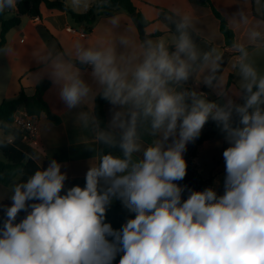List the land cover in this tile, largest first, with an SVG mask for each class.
I'll return each mask as SVG.
<instances>
[{"label": "clouds", "instance_id": "obj_1", "mask_svg": "<svg viewBox=\"0 0 264 264\" xmlns=\"http://www.w3.org/2000/svg\"><path fill=\"white\" fill-rule=\"evenodd\" d=\"M19 3L0 0V17ZM63 3L66 13L112 14L63 45L35 40L37 70L10 72L31 91L50 80L66 109L77 110V142L93 155L84 186L67 187V165L35 139L51 123L41 132L23 110L0 119V148L28 131L34 146L24 163L37 165L26 178L23 166L0 172L8 179L0 201H11L0 203V264H114L118 255L119 264H264V0L217 9L231 43L202 25L190 0L150 6L139 18L112 0ZM19 54L6 34L0 57ZM97 98L110 105L107 122ZM209 121L228 145L222 194L179 183L187 146ZM114 200L134 213L118 230L106 222Z\"/></svg>", "mask_w": 264, "mask_h": 264}, {"label": "crops", "instance_id": "obj_2", "mask_svg": "<svg viewBox=\"0 0 264 264\" xmlns=\"http://www.w3.org/2000/svg\"><path fill=\"white\" fill-rule=\"evenodd\" d=\"M209 1L213 6L214 3L211 0ZM132 2L136 8V11L139 13L142 12V9L140 8L141 6L162 7V6L167 5L162 2L157 3L154 0H138L139 5L135 3V0H132ZM190 2L198 6V11L201 16L202 25L207 27L210 30L212 29V27H214L215 30L216 28H218L217 30L219 31V22L212 15V13L209 10V7L207 5L201 4L199 0H190ZM44 10L45 11L49 10V11L44 14ZM11 14L13 17L16 14V12H13ZM40 14H41V18H35V19H32L28 16H22L20 24L12 28L14 29V31L12 32L9 31L7 33L8 38H11V36H15L19 50H20L19 58L25 59V62H26L25 66L28 67L29 71L37 70V65L32 61L31 56H30V52L32 50V44L35 40H42L43 42L48 43L46 42V35H45L46 31H48L58 41L59 45H63L66 41L71 40L75 38V36H77L69 32V29H73L77 33H80V32L91 33L93 30V27H99L104 22V17H105V15H101L100 17H98L96 21L94 22V24L89 29V26L85 22H75L66 13L55 10V9H48L44 4L40 5ZM26 17L29 18L30 28L26 29V31L23 32L21 30V25H22L24 18ZM61 17L66 18L65 28L61 29L58 26L54 27V23L57 22L56 19L61 18ZM70 22L78 24L79 30L73 28L70 25ZM11 68H12V62L7 57H0V83L6 88H9V87H12L13 83L15 82L17 83L19 87V91L20 89H23L27 96L33 95L36 85L34 86L32 91L28 89L26 82L22 83L19 79L15 77L14 73L12 74L10 72ZM44 80H48V79L45 78ZM48 81L50 82V86L44 92L42 98L48 105L51 113L56 115L60 119V123L57 125V124L51 123L48 120L51 123L52 128L47 134L39 136V146L47 152L49 157L55 158L58 162H61L67 165L66 168L62 169V171H66L68 174V180L66 181L67 187H71L77 184L83 187L85 184L84 176L88 168V162L90 158L92 157L93 153L89 151L84 146L83 143L77 142L78 137L80 136V130L75 125V113L77 110L73 109L71 111H68L65 105L62 103V101L59 100L58 93L56 89L54 88V86L52 85L51 81L50 80ZM202 87H205V86L201 84L199 86V90H201ZM207 90H208L207 93L209 94V91L211 89L207 88ZM19 91L17 93V96L19 94ZM4 93L5 94H4L3 100L11 99L12 94H7V92H4ZM3 100H1V102ZM45 119L47 118L44 115H40L38 118H36L38 124L40 120L44 124ZM211 139L212 138L204 141L199 146V148L201 147L203 148L204 146H207L210 143ZM22 144H24V146L19 149L23 153L30 151L33 147L25 143H22ZM198 152L199 151L196 152V155L194 156L193 159L197 158ZM42 163L44 167H47L48 160L45 159L44 161H42ZM218 173H220L219 175L224 179L225 167L223 168L221 172L219 170L218 172H216L215 175H213L210 187H214L213 183L215 182L216 177H217L216 175ZM5 188H6V185L0 184V195L4 193ZM217 191L221 194L223 192L222 190H219V189H217ZM0 203L10 205L11 201L5 199L3 201H0ZM114 203H115L116 210H117V212H114V217L117 221L118 226H113V227L115 229H120L122 225L127 221V217H125L127 213L123 214V205L121 204L119 200H114ZM23 216H24V213L23 212L20 213V218H22ZM2 217H3V210L0 209V220H2ZM116 261H119V258H116Z\"/></svg>", "mask_w": 264, "mask_h": 264}, {"label": "trees", "instance_id": "obj_3", "mask_svg": "<svg viewBox=\"0 0 264 264\" xmlns=\"http://www.w3.org/2000/svg\"><path fill=\"white\" fill-rule=\"evenodd\" d=\"M201 4L207 5L209 7L212 15L219 22V32L223 33V39L226 43H231L232 33L230 31L225 30V25L223 20H221L220 12H218L210 3L209 0H199ZM113 4H120L122 8L130 15L134 12L137 13V17H140V13L136 11V8L132 2V0H112ZM44 4L48 9H55L61 12H64V3L63 0H20L18 5V11L16 14L9 18L5 19L4 17H0V45L4 43L6 38V34L14 27L18 26L21 22L22 16H28L32 19L41 18L40 14V5ZM66 13V12H64ZM70 18L75 22H85L89 29L94 24L96 19L101 15H110L111 11L100 12L99 14L95 13V10H90L86 14H77V13H66ZM46 42L48 43H58V41L48 32L46 31ZM159 35V33H157ZM233 77L229 76V84L232 83ZM50 82L48 80H42L35 86L34 93L31 96H27L23 89H20L19 94L16 98L3 100L0 103V119H8L11 114L16 112L17 109L23 107L29 116L38 118L40 115H44L47 120H49L53 124H59L60 119L51 113L48 105L43 100L42 96L44 92L49 88ZM202 91L208 92L206 87L201 88ZM96 113L102 122H107L109 118V108L110 105L104 101L103 99L97 98L96 101ZM206 127L212 128L215 126V123L209 121ZM213 129H207L196 141L189 145V148L185 154H188L186 158L194 157L196 155L197 147H199L204 141L213 137ZM21 139H18L16 143H21ZM0 153H2V158H0V172L5 171L6 169L15 167V166H23L26 176L31 175L37 169V165L35 162L29 160L24 163V153L15 145H10L5 148H0ZM211 180L207 181L202 180L199 176H191L187 173L184 180L180 181L181 185H187L188 187L194 190H203L206 187L211 186ZM8 179L0 180V184L7 185ZM186 195V194H185ZM123 212L127 213L125 217L127 220L130 218H134V213H130L127 209L123 207ZM114 264H119V261H114Z\"/></svg>", "mask_w": 264, "mask_h": 264}, {"label": "rangeland", "instance_id": "obj_4", "mask_svg": "<svg viewBox=\"0 0 264 264\" xmlns=\"http://www.w3.org/2000/svg\"><path fill=\"white\" fill-rule=\"evenodd\" d=\"M50 1H54V0H50ZM154 1L157 3L162 2L164 4H167L169 2V0H154ZM211 1L214 3L213 6L216 9L220 8L221 11L226 10L228 12H231V11L235 10V6H232V7L227 8V9H225V7H224L225 4L231 3L232 0H211ZM135 3L139 5L138 0H135ZM148 7H150V6H141L140 8L142 9V11H146ZM48 11L49 10H46V11L44 10V14ZM11 17H12V14H8L7 16H5V19H9ZM56 20H57V22L54 23V27L58 26L61 29L65 28L66 18L61 17V18H58ZM216 22H217V20H216ZM70 25L73 28L79 30L78 24L70 22ZM22 26H23V30H22L23 32H25L26 29L30 28L29 18H27V17L24 18V20L22 22ZM217 29L218 28H216V31L219 33V31ZM211 30H215V28L212 27ZM22 45H24V44H22ZM21 64L26 65L25 59L24 58L20 59L18 57V59L16 61H12V68H17V70H19ZM235 80H236V77L233 75V81H235ZM19 86H20V84H19ZM18 91H19V87H18L17 83H15V82L13 83V86L9 87V88H6L5 86H3L0 83V103H1V100H3V98H4V94H5L4 92H7V94H12V97H11V99H12V98L17 97ZM208 98L210 100L217 99L215 93L212 90L209 91V97ZM19 109L21 110L24 108L20 107ZM38 129H41V132H42L43 123L41 120L39 121ZM207 129H213V132H214L210 143L207 146H204L203 148L197 147V151H199V152H198V156L196 159H193L194 157L186 158L188 156V154L185 156V160H186L187 165H188L187 173L193 177L199 176L204 181H207L208 179L212 180L213 175H215L216 172H218L219 170L221 172L223 170V168L225 167L224 159H223V151L226 147H228V145L223 140V135L220 133V131L216 127V125L213 126L212 128L205 126L203 131H202V134L204 132H206ZM190 144H192V143H190ZM189 145L187 146V150L189 148ZM16 146L18 148H22L24 146V144L16 143ZM192 159H193V161H192ZM219 174L220 173H218L216 175L217 177H216V180L213 184H214V187L223 191V180L224 179ZM114 212H117V210H116L115 203L113 201L112 205L110 206V208L108 209L107 214H106V222L110 223L112 225V227L118 226L117 221L114 217ZM124 213L125 212H123V214ZM117 258H120L119 255L117 256Z\"/></svg>", "mask_w": 264, "mask_h": 264}, {"label": "built area", "instance_id": "obj_5", "mask_svg": "<svg viewBox=\"0 0 264 264\" xmlns=\"http://www.w3.org/2000/svg\"><path fill=\"white\" fill-rule=\"evenodd\" d=\"M69 32H71L72 34H75V35H77V36L80 35L81 33H83V32L77 33L75 30H72V29H69ZM18 110H20V109H17V111H18ZM21 110H23L24 112H26L25 109H21ZM26 113H27V112H26ZM27 117H28L29 119H31L33 127H34V128H38V122H37L36 118H35V117H32V116H29L28 114H27ZM22 135H23V136H26V138L23 139V140H21V141H22L21 143L28 144L29 146H34V144H33V139H34V137L31 135L30 132L25 131ZM35 139L37 140V142H38V144H39V136L36 137Z\"/></svg>", "mask_w": 264, "mask_h": 264}, {"label": "water", "instance_id": "obj_6", "mask_svg": "<svg viewBox=\"0 0 264 264\" xmlns=\"http://www.w3.org/2000/svg\"><path fill=\"white\" fill-rule=\"evenodd\" d=\"M130 16H137V13L134 12V13L130 14Z\"/></svg>", "mask_w": 264, "mask_h": 264}]
</instances>
